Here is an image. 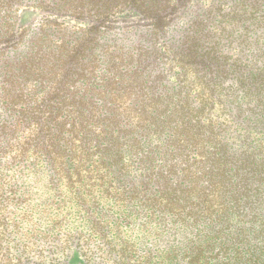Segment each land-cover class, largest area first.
<instances>
[{
  "label": "trees",
  "instance_id": "trees-1",
  "mask_svg": "<svg viewBox=\"0 0 264 264\" xmlns=\"http://www.w3.org/2000/svg\"><path fill=\"white\" fill-rule=\"evenodd\" d=\"M0 264H264V0H0Z\"/></svg>",
  "mask_w": 264,
  "mask_h": 264
}]
</instances>
